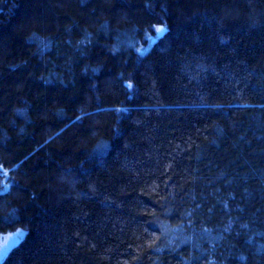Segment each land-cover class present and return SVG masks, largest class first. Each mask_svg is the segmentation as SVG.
Masks as SVG:
<instances>
[{"label":"trees","instance_id":"1","mask_svg":"<svg viewBox=\"0 0 264 264\" xmlns=\"http://www.w3.org/2000/svg\"><path fill=\"white\" fill-rule=\"evenodd\" d=\"M18 228L0 264H264V0H0Z\"/></svg>","mask_w":264,"mask_h":264},{"label":"rangeland","instance_id":"2","mask_svg":"<svg viewBox=\"0 0 264 264\" xmlns=\"http://www.w3.org/2000/svg\"><path fill=\"white\" fill-rule=\"evenodd\" d=\"M148 39L150 40V42L148 41V44L146 46H149L152 41L150 37ZM142 49L145 50V47H142ZM18 233H22L23 235L17 239ZM24 235L25 230L22 228H18L10 232H0V263L3 261L11 248H13L24 237Z\"/></svg>","mask_w":264,"mask_h":264},{"label":"snow or ice","instance_id":"3","mask_svg":"<svg viewBox=\"0 0 264 264\" xmlns=\"http://www.w3.org/2000/svg\"><path fill=\"white\" fill-rule=\"evenodd\" d=\"M156 31H157V34H160V33H162V32L164 31V28H163V27L157 28ZM22 235H23L22 233H18V234H17V239H18L20 236H22Z\"/></svg>","mask_w":264,"mask_h":264}]
</instances>
